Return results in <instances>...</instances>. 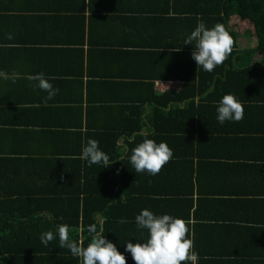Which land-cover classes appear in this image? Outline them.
<instances>
[{
  "label": "crops",
  "instance_id": "obj_1",
  "mask_svg": "<svg viewBox=\"0 0 264 264\" xmlns=\"http://www.w3.org/2000/svg\"><path fill=\"white\" fill-rule=\"evenodd\" d=\"M185 1L0 0V71L17 74L14 83L0 78V226L6 232L37 229L31 228L37 221L21 214L39 200L73 210L77 197L102 193L110 194L105 208L117 222L130 211L124 218L135 224L144 208L182 217L196 264H264V85L238 92L244 117L223 125L216 119L218 95L190 112L172 100L192 80V48L183 42L193 20L179 5ZM235 25L230 19V28ZM237 45L252 47L247 37ZM39 72L59 89L47 102V93L27 79ZM138 131L166 142L173 158L155 176L139 177L132 168L121 189L117 166L129 160L135 145L127 141ZM89 138L115 159L112 165L80 159ZM94 218L101 227L103 214ZM146 237L137 230L112 241L123 251L127 240Z\"/></svg>",
  "mask_w": 264,
  "mask_h": 264
},
{
  "label": "trees",
  "instance_id": "obj_2",
  "mask_svg": "<svg viewBox=\"0 0 264 264\" xmlns=\"http://www.w3.org/2000/svg\"><path fill=\"white\" fill-rule=\"evenodd\" d=\"M176 4L179 3H173V7ZM179 5L186 6L187 12L190 13L189 17L193 20L189 33L198 23L199 17L209 27L216 23L223 24L232 35L234 44L227 59L211 72L195 66L194 61L192 76L189 77V68L187 71L188 80L190 78L192 80L186 82L181 88V92L175 94L172 100L181 104L183 102L184 107L189 109L190 112L191 108L199 104H205L212 96L218 95L217 101L226 93H234L242 97V94H238V92L244 87L252 88L257 87V85H264V0H190ZM230 19L236 20L234 29L229 26ZM241 37L249 38L252 47L239 50L237 43ZM185 46L183 43V47ZM190 47L192 48V45ZM191 52L192 49L189 53ZM196 79H198V86ZM239 88L241 89L235 92ZM204 93L206 96H203ZM196 97L198 98L196 99ZM196 101L198 102L196 103ZM175 111L179 112L178 110ZM179 116L182 115L173 118L176 119ZM176 131L177 129L172 130V132ZM132 133L137 134L134 136L133 143L127 141L128 146L135 145L145 136L148 138L156 137L151 133L141 134L140 131ZM124 162L130 163V160L125 158L123 162H118L117 169L121 170V174H118V179L114 180L117 183H123L119 186L121 189H125L124 187L127 186L125 180L130 175L127 173H130L133 168L131 163L126 166ZM143 174L146 175V173H137L139 177H142ZM110 182L112 181L110 180ZM112 186L117 188L113 182ZM122 195L123 197L127 196L126 193H122ZM109 197L110 194L102 193L96 196L83 195L82 199L77 197L73 200L74 204H71L74 205L73 210L68 209L66 203L61 206L53 201L39 200L37 207L34 206L28 212L26 208L25 213L21 214L24 215V219L37 221V225L31 227L37 229L25 233L18 226H12L6 232L0 226V264H82V261L73 257L67 248L59 247L58 237L47 246L41 242L40 235L45 231H54L58 224L68 225L70 238L81 242L83 246H87L90 242V233L87 228L92 224H95L97 231L103 232L108 239H124L125 241L126 236L140 229L134 223H126L127 220L124 217L129 216L130 211L120 213L121 219H123L121 222L112 220L114 217L113 211L109 207L105 208ZM136 200L139 201V204H145L140 203L143 200L142 198H136ZM96 213H102L105 218L101 227L94 218ZM45 215H48L49 218ZM24 219H19V221L23 223ZM28 236L32 237L27 238Z\"/></svg>",
  "mask_w": 264,
  "mask_h": 264
},
{
  "label": "clouds",
  "instance_id": "obj_3",
  "mask_svg": "<svg viewBox=\"0 0 264 264\" xmlns=\"http://www.w3.org/2000/svg\"><path fill=\"white\" fill-rule=\"evenodd\" d=\"M183 43L192 45L191 56L197 67L211 72L231 54L234 40L223 24L216 23L209 27L198 17V23L186 34ZM0 78L11 79L14 83L17 74L9 75L0 71ZM27 79L34 82L31 85L33 88L47 93L45 102L52 100L59 91L43 72L30 74ZM216 113V119L221 125L226 121L238 122L244 117V106L234 93H226L216 103ZM133 142L134 137H130L128 143ZM172 158L173 150L166 142H156L145 136L131 149L129 160L135 173L155 176ZM80 159L89 166L100 164L108 167L115 162V159L101 150L99 142L92 138L82 144ZM135 224L138 229L146 230L147 237L136 239L135 242L127 240L123 251L103 232H98L95 224L87 228L90 233L87 246L70 238L69 226L66 224H58L54 231L43 232L40 240L47 246L58 237L59 247L67 248L82 264H127L126 253L131 255L134 264H196L197 254L192 251L193 241L187 236L188 228L182 217L168 213L156 214L144 208L135 216Z\"/></svg>",
  "mask_w": 264,
  "mask_h": 264
}]
</instances>
